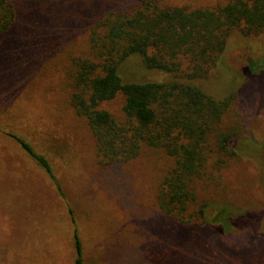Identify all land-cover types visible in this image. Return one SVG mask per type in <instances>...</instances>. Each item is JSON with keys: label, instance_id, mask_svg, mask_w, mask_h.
<instances>
[{"label": "rangeland", "instance_id": "1", "mask_svg": "<svg viewBox=\"0 0 264 264\" xmlns=\"http://www.w3.org/2000/svg\"><path fill=\"white\" fill-rule=\"evenodd\" d=\"M6 1L16 20L0 34V264H75L76 235L84 264H229L226 249L216 245L215 251L210 238L196 243L201 252L189 254L191 229L160 212L156 198L172 166L165 153L144 148L134 160L101 166L95 139L71 105L70 74L75 60L89 54L92 27L140 0ZM225 2L180 0L193 8ZM120 74L125 82L167 78L147 70L138 56ZM198 84L219 100L240 98L239 91L248 98L223 121L231 127L235 113L244 126L237 156L222 155L223 164L198 181L190 212L206 203V219L224 231L251 227L258 240L252 264H264V41L234 32L211 77ZM123 106L119 95L102 108L123 122ZM11 133L47 159L51 174ZM218 158L215 153L210 164Z\"/></svg>", "mask_w": 264, "mask_h": 264}, {"label": "trees", "instance_id": "2", "mask_svg": "<svg viewBox=\"0 0 264 264\" xmlns=\"http://www.w3.org/2000/svg\"><path fill=\"white\" fill-rule=\"evenodd\" d=\"M15 20L13 6L0 0V34L9 31ZM234 32L264 41V0H226L224 5L203 8L180 4V0H140L126 11H109L90 31L89 54L75 60L70 102L95 139L101 166L134 160L144 148L160 150L172 161L156 200L173 224L191 229L189 254L201 252L196 243L204 246L210 238L215 251L226 249L229 264H244L246 258L252 264L258 240L251 227L224 231L206 219V203L190 212L198 202V181L206 178L210 168L223 164L224 156H237L235 145L242 140L239 115L230 117L231 127L223 121L237 102L247 104L248 95L239 91L243 102L235 95L219 100L198 84L211 77ZM134 56L142 59L147 70L167 78L125 82L120 68ZM119 95L124 98L123 122L102 108ZM9 136L51 174L45 157L36 154L25 139ZM215 153L219 158L210 164ZM232 222L228 218L224 224L229 227ZM74 245L75 264H84L77 235Z\"/></svg>", "mask_w": 264, "mask_h": 264}]
</instances>
